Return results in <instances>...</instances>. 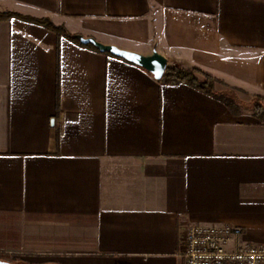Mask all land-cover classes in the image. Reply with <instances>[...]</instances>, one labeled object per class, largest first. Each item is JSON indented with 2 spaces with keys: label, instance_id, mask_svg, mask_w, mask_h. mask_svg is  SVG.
Returning a JSON list of instances; mask_svg holds the SVG:
<instances>
[{
  "label": "crops",
  "instance_id": "crops-1",
  "mask_svg": "<svg viewBox=\"0 0 264 264\" xmlns=\"http://www.w3.org/2000/svg\"><path fill=\"white\" fill-rule=\"evenodd\" d=\"M0 12L156 50L264 95V0H0ZM189 224L238 226L242 242L264 245V125L41 25L0 20V259L185 264Z\"/></svg>",
  "mask_w": 264,
  "mask_h": 264
},
{
  "label": "built area",
  "instance_id": "built-area-1",
  "mask_svg": "<svg viewBox=\"0 0 264 264\" xmlns=\"http://www.w3.org/2000/svg\"><path fill=\"white\" fill-rule=\"evenodd\" d=\"M241 237L242 229L230 224L186 225L185 264H264V245L244 243Z\"/></svg>",
  "mask_w": 264,
  "mask_h": 264
},
{
  "label": "trees",
  "instance_id": "trees-1",
  "mask_svg": "<svg viewBox=\"0 0 264 264\" xmlns=\"http://www.w3.org/2000/svg\"><path fill=\"white\" fill-rule=\"evenodd\" d=\"M13 18L20 19L25 22L41 25L55 32L56 35L60 38L67 37L82 46L91 47L94 50L99 51L98 48L94 47L91 44L88 45L82 44L76 38V36L70 34L65 27L58 26L49 19L31 18L12 12H0V20L2 21H8ZM105 54L112 55L111 53L108 52ZM159 82L166 85L186 84L191 88H193L194 90L222 102L234 115H240L241 113L240 102L241 101L243 102L244 100L241 98L240 92L244 94L248 93L246 91H243L242 88L235 87L229 83H226L225 80L217 76H214L198 67H193L191 69H182V68L174 67L172 65H168L163 78L159 80ZM222 86L223 88L224 87L225 88L220 89V87ZM233 93L235 94V96H232ZM249 102H252L253 104L251 109L252 116L256 118L260 124L264 125V95L263 94L252 95ZM13 264H28V263L19 259H14Z\"/></svg>",
  "mask_w": 264,
  "mask_h": 264
},
{
  "label": "water",
  "instance_id": "water-1",
  "mask_svg": "<svg viewBox=\"0 0 264 264\" xmlns=\"http://www.w3.org/2000/svg\"><path fill=\"white\" fill-rule=\"evenodd\" d=\"M76 38L84 45L91 44L98 48L102 53H111L112 55L122 58L134 65H137L149 73H151L156 80H161L167 69L168 62L167 59L160 54L158 51L154 50L152 54L143 55L130 50L121 49L114 45H107L97 41L92 37H84L82 35H77ZM0 264H13L11 261L0 259Z\"/></svg>",
  "mask_w": 264,
  "mask_h": 264
},
{
  "label": "rangeland",
  "instance_id": "rangeland-1",
  "mask_svg": "<svg viewBox=\"0 0 264 264\" xmlns=\"http://www.w3.org/2000/svg\"><path fill=\"white\" fill-rule=\"evenodd\" d=\"M243 91H246V90H244V89H242ZM247 92V91H246ZM234 94V93H233ZM232 94V96H235V94L233 95ZM256 93H254V92H249V93H247V94H244V93H242V92H240V95H241V98L245 101H241L240 102V110H241V113H240V115L241 116H252V102H249V100L251 99V96L252 95H255ZM249 97V98H248ZM14 259H17L16 257H8V260L7 261H11L12 263H13V260Z\"/></svg>",
  "mask_w": 264,
  "mask_h": 264
}]
</instances>
